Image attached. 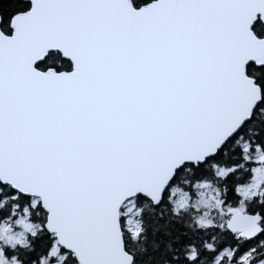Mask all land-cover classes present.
Here are the masks:
<instances>
[{
  "label": "snow or ice",
  "instance_id": "snow-or-ice-1",
  "mask_svg": "<svg viewBox=\"0 0 264 264\" xmlns=\"http://www.w3.org/2000/svg\"><path fill=\"white\" fill-rule=\"evenodd\" d=\"M0 264H264V0H0Z\"/></svg>",
  "mask_w": 264,
  "mask_h": 264
}]
</instances>
